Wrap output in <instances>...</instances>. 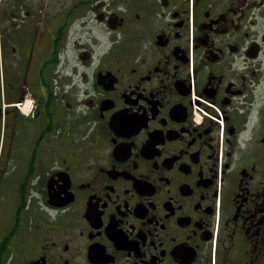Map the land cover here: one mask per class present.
Returning a JSON list of instances; mask_svg holds the SVG:
<instances>
[{"label":"flooded vegetation","instance_id":"flooded-vegetation-1","mask_svg":"<svg viewBox=\"0 0 264 264\" xmlns=\"http://www.w3.org/2000/svg\"><path fill=\"white\" fill-rule=\"evenodd\" d=\"M41 2L1 0L0 264H264V0Z\"/></svg>","mask_w":264,"mask_h":264},{"label":"rangeland","instance_id":"rangeland-1","mask_svg":"<svg viewBox=\"0 0 264 264\" xmlns=\"http://www.w3.org/2000/svg\"><path fill=\"white\" fill-rule=\"evenodd\" d=\"M28 1V0H27ZM48 1V5L49 7H51V9L57 7V0H47ZM67 2H69V0H65ZM121 0H115L114 4L117 5L116 7H124V5L120 2ZM30 3V5H28L30 7V9H27L28 12H25V10H18V7H16V12L13 14V15H10V18L12 17L15 18V21L14 24H16V26H18L19 24L22 26L20 27H23L25 24H30V23H33L34 24V27L32 28L31 30V34H33L35 32L36 29L34 28H37L36 32H37V35L40 34L42 32V26L40 25V23L42 24V20L40 22V11L38 9L39 6H41L42 2L41 0H29L28 1ZM41 2V4H40ZM13 6V5H12ZM28 7V8H29ZM12 9V7L10 8ZM50 8L48 9V12L50 14H53L55 11L54 10H51ZM0 11H1V0H0ZM7 16V14H6ZM34 18V19H33ZM6 19H9L7 17H5V21ZM12 23V21H10ZM7 23V21H6ZM19 27V28H20ZM29 27V25H28ZM31 27V25H30ZM16 57V56H13V58ZM14 63V61H13ZM29 101V99H27Z\"/></svg>","mask_w":264,"mask_h":264}]
</instances>
